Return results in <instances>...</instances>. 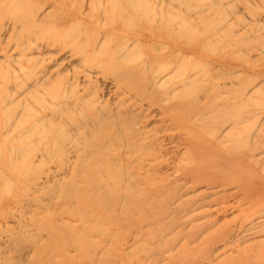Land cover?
<instances>
[{
  "label": "rangeland",
  "instance_id": "1",
  "mask_svg": "<svg viewBox=\"0 0 264 264\" xmlns=\"http://www.w3.org/2000/svg\"><path fill=\"white\" fill-rule=\"evenodd\" d=\"M126 1L0 0V264H43L44 259L51 255L43 250L45 245H54L53 251H64L72 259V264H90L88 258L84 254L77 255L72 246L69 250H62L65 242L61 243L60 240L67 239V226L70 227L69 232L74 234L70 236V245L72 241H100L105 236L97 232L99 229L110 230V238L113 239L127 238L129 242H125L124 250L119 249L120 244L116 240L107 246V263H113L112 260L120 251L127 254L148 246L145 237L133 241L134 225L119 228L115 227V221L99 224L96 233L90 234L95 221L88 223L80 217L92 211L98 214V206L92 208L87 205V194L66 199L65 194L69 189L62 187L64 182L83 188L98 183L97 179L85 183L87 169L80 163L82 159L77 162V155L84 149L71 148L69 144L66 149L70 157L63 163V159L57 155H46L48 150L45 149V143L38 137L40 132H37L36 122L42 123L38 121L39 118L47 117L45 130L48 131L50 124H53L75 137L77 132L70 125L72 122H81L82 117L95 118L98 116L97 111L108 113L120 108L132 109L138 114L148 113L142 125L147 124L148 130L158 127L159 130H150V135H157L163 148L168 150L162 158L152 161L161 166L159 172L162 174L158 173V176L169 178L171 186H174L176 177L180 178L176 184L187 189L183 191L182 200L193 202L209 196V200L214 202L213 207L201 211L214 214L211 219L217 221L213 228L197 236L200 254L189 256L180 263L172 262L170 255H177L179 245L172 253L164 249L158 260L155 259L157 249L154 252L152 249L150 253L147 251V255V252H142L124 258V264H137L143 257L145 261L143 259L142 264H151V260L154 261L152 264H160V261L161 264H169L170 261L172 264H228L226 258L237 256L246 245L256 241L264 244V0H138L142 4L138 14L130 10L125 12ZM45 3L43 8H39ZM80 11L81 15L75 14ZM146 14L157 18L161 15L166 18L178 16L181 19L185 28L184 40L189 33L194 43L190 45L181 41V46L195 49L183 54L181 70L166 69L170 67L168 55L176 50L174 42L169 40L166 46L161 42L145 40L140 31L131 29ZM78 35L79 42H74L75 39L70 42L69 36L74 38ZM83 41H94L95 47L83 46ZM204 41L212 43L215 54L202 49L201 42ZM99 52L102 53L99 59L85 58L88 54ZM113 54L117 55L118 61H109ZM153 55H165L166 60L164 63L152 64ZM123 56L127 58L121 63ZM216 60L219 62L215 63ZM116 64L137 76V72L147 64L150 67L144 80L149 79L156 88L166 86L158 89L159 95L166 92L169 96L174 93L183 96L182 127L176 129L174 122L160 115L157 107L151 108L146 102L141 104L135 90L140 80L133 77L120 81L117 77L121 71L113 72L115 67H120ZM146 95H156L151 85ZM234 96H240L237 108L225 103L226 100L234 102ZM245 101L249 104L239 106ZM163 104L170 105L168 100ZM228 111L246 116V121L238 129H232V121H228L221 131L229 134L223 143L211 139L221 151L218 155L197 151V148H204L201 137L204 135L207 139L216 125L219 124V127L224 122L214 123L212 118L223 112L231 117ZM255 111H258L257 115L253 114ZM51 113L58 114L56 120H51ZM257 135L260 139L255 141ZM192 146L196 147L195 151ZM251 152L254 154L251 155ZM240 154H243L242 157ZM241 159L255 166L253 171L256 174L253 175L259 182L255 183L252 179L254 184L250 185L251 180L245 186L235 187L227 183L239 179V171L221 170L220 173L204 167L210 162ZM150 162L144 163L148 166ZM199 166L201 169H198ZM176 169L183 172L180 174ZM189 173L194 174L195 179L198 175L197 182L192 180L195 182L192 183L183 178ZM204 179L210 180V183L224 182L226 179L227 185L207 188L202 182ZM165 200L166 196H161L158 203H164ZM158 206L157 202L150 205L152 208ZM138 213L142 214L141 211L135 214ZM205 219L209 218L196 221L194 226H187L185 233L204 224ZM56 224H62L60 235L49 238ZM241 225L246 231L244 235H248L245 246L237 248L235 253L230 251L211 257L224 245L218 241L221 236L230 229L235 228L236 232ZM149 229L151 227L145 228L148 232ZM207 232L215 233L211 234L212 244L210 241L201 242V237ZM157 241L152 239L153 245L149 246L158 247ZM85 245L88 250L95 249L91 244ZM192 246L196 247V244ZM63 259L55 257L54 261L56 264H65ZM95 264L99 262L96 260Z\"/></svg>",
  "mask_w": 264,
  "mask_h": 264
},
{
  "label": "bare ground",
  "instance_id": "2",
  "mask_svg": "<svg viewBox=\"0 0 264 264\" xmlns=\"http://www.w3.org/2000/svg\"><path fill=\"white\" fill-rule=\"evenodd\" d=\"M45 5L46 3L43 4L42 6H39V8H43ZM141 5L142 4L138 0H135L134 2H132V0H127L125 12L130 10V11H134L135 14H138L141 11V7H142ZM147 8L149 9V6H147ZM190 11H192V9H190ZM75 14L81 15V11L75 12ZM69 17H72V16H69ZM142 20H144V22ZM180 20L181 19L178 16L177 17L171 16V17L166 18V17H163V15H161L159 18H157L156 16L152 17L146 14L140 17L139 22L136 23L131 28V29H134L135 31H140L142 35L144 36L145 40H154L158 43L161 42L163 45H166V46L169 44V40L171 42H174L173 44L176 47L175 48L176 50L175 52L172 50L173 51L172 54L168 55L169 61L168 60L167 61L168 63H170V67L166 68L167 70L171 68L177 69V71L181 70L182 66L180 64V60H181V57H184L183 54L189 53L190 50L195 51V49L194 50L191 48L185 49V48H182L181 46V41L187 44H190V45L194 43H192L193 40H190L189 33L187 36H185L186 40H184V29L185 28ZM69 38H70V42L73 41L72 39H75L74 42L80 41L79 35L77 37L75 36L74 38H71V36H69ZM94 41L92 43L91 42L85 43V41H83L84 43L83 46H85L86 44L87 47L93 48L95 47ZM197 42H195V44ZM237 42L238 40H236L235 43ZM201 44H202L201 45L202 49L206 50L209 54L215 52V50H213L211 42L204 41V42H201ZM116 56H117L116 54H113L112 56H110L109 61H112V62L118 61V58ZM101 57H102L101 52L97 54L91 53L85 56L86 59L88 58L99 59ZM126 58L127 56H123L121 58L122 60L121 63L124 60H126ZM165 60H166L165 55H153L151 58V63L152 64L153 62L154 63H161V62L164 63ZM217 62H219V60H216L215 63ZM147 64L143 66L142 70L137 72L138 76L134 75L130 70L123 69V67L120 64H116V66L120 65V67L118 68L115 67V70L113 72H116V70L121 71V74L118 75L117 77V78H120V81L121 79L124 80L126 78H133V77L140 80L139 85L138 87H135L136 88L135 90H136L137 95H139L136 97H138V100L141 102V104L143 102H146L151 108L155 109L157 107L160 115H162L165 119L170 118L169 120L173 121L174 124L176 125V129H180L183 124L181 121V119H183L182 114H181V106H182L181 99L183 98V96H180L178 93H174L172 96H169L168 93L166 92L163 93L162 96L159 95L158 89L165 88L166 86L164 85V86H160V88H156L149 79L144 80L145 78L144 75L146 74V72H148V68L150 67ZM113 74H116V73H113ZM150 85L152 89L155 90V93H156L155 96L146 95V91L149 89ZM239 97L240 96H234L235 98L234 102H230V100H226L225 103L227 105L234 106V108H237L238 107L237 99ZM165 100H168L170 105L163 104ZM78 103H79V100L76 102V105H78ZM244 104L247 105L249 104V102L245 101L239 106L242 107ZM229 113H231L230 115L231 117H229L228 113L225 114L223 112L222 114L220 113L218 117L212 118L214 123H217L218 121L220 122L221 120H223L224 122L219 127H218L219 124L216 125V128L218 127L217 129L212 128L213 132L210 131L211 134L210 133L208 134L209 137L207 139L204 137V135L203 137H201V141H204L203 143L204 148H197V151L203 150L207 152V154L211 153L214 155H218L219 153H221L220 149L217 148V144L214 145L211 139L217 140V143H223L225 139L229 137V134L228 133L223 134L221 131L228 121H232V129L233 128L238 129L239 127L242 126V123L246 121L245 120L246 116L234 115L232 114V111ZM97 114L98 116H96L95 118L82 117L81 122H78V123L72 122L70 124L72 128L76 129L75 131L77 133L75 137H71L66 132H64L63 131L64 128H57L53 124H50V128L48 129V131L45 130L44 128L46 124V118H47L46 116L45 118L42 117L38 119L40 123L42 122L41 124L36 122V125L38 126L37 132H40L38 137L39 139L41 138L40 140L45 143V149L48 150V153H46V155H49V156H51L52 154L57 155L61 157V160L63 159V163H64L65 159L68 160V157H70L67 153L66 147L69 144H71V148L80 147L81 149H84V151L81 152L80 155H77V157L79 158L77 162H79L82 159L80 163H83V168L87 169V171L85 172V176H84V179L86 180L85 183L91 182L95 179L98 180V183L96 185H92V184L87 185L85 188L77 187L75 186V184H72V183L70 184L69 182H64L62 184V187L65 189L67 188L69 189V191H67V193L65 194V197L66 199H68L73 196L80 197V196H83L84 194H87L86 196L87 199H85L88 202L87 205H90L92 208L95 205L98 206L101 212L100 215H99L100 212L96 214L92 211L90 212V214H88L86 211V214L88 215L86 216L85 214H83L84 217H80L81 220L87 221L88 223L95 221L94 227L92 226L91 228L92 230L90 231V234L96 233V227H98L99 224H102V223L107 224L109 223V221L110 222L115 221L116 222L115 227H119V228L123 226L125 227L126 225L127 226L134 225L133 231H134L135 237H133V241L137 242L138 237H145L147 240L148 246L153 245L152 239L158 240L159 244H157L158 247H154V248L150 246L140 247L137 250H134L133 252L130 251L127 254H123L122 253L123 251H120V253H117L116 255L117 257H115V259L112 260L113 263H107V261L105 260L106 259L105 257L108 251L107 246L114 243L116 240L118 242V245L120 244L119 249L122 250L123 246H125V242L128 241L127 238L124 237L118 240L113 239V238H110L111 236V233L109 232L110 230L99 229L97 230V232H99L100 235L102 234L105 236V238H100V241H91L90 243L86 241L84 242V240L78 241V242L72 241V244L70 245L71 243L69 242L71 240L70 236L71 235L73 236L74 234H71L69 232L70 227L67 226L66 227L67 229L65 230H67L66 234L68 235L67 236L68 240L65 238L63 239L62 237L61 239L63 240H60L61 243L65 242V244H62V246L64 245L62 250H66V249L69 250L70 247L72 246L76 250L77 255L81 256V254H84L85 257L88 258L87 260L90 261V264H95L96 260L99 262V264H118L119 262L120 264H124L123 263L124 258H127L132 255H136L138 253H142V252L144 253L147 251H149L150 253V251L152 252V249H153V252L157 249L156 250L157 252L155 254L156 255L155 259L158 260L160 254L163 253L164 249H165V252L169 251L172 253V251L177 250L179 248V245H180V249L177 250L178 251L177 255H173V254L170 255L171 258L169 259L172 262L180 263L183 261V259L185 258L187 259V257L189 258V256L192 257V255L195 256V254L197 253L200 254V249L197 246V242H198L197 236L203 232L205 233L206 231H209L211 228L214 227V225H216V222H217V221L216 222L213 221L212 220L213 218L211 219V217H213L214 214L212 213L206 214L204 213L206 211L203 212L201 210L206 207H209V208L211 206L213 207L212 204H214V202L209 200V196L207 199L206 197L203 199L198 198L199 200L197 199V200H194L193 202L182 200V197L184 196L183 191H186L187 189L185 187L178 186L176 184L180 180V178L176 177L173 181L174 186H171L169 184L170 181H168L169 178L163 177L161 175L158 176V173L159 174L161 173L159 172L161 166L159 167V164L157 165L155 163H152V161L157 158H162L163 154H166L168 150L163 148L160 142V139L157 135L155 134L150 135V132H151L150 130H154V129L159 130L158 127H152V129L148 130L147 124L142 125V123H144L143 119L148 116V113L138 114L137 112L135 113V111H133L132 109L120 108V110L110 111L108 113H106V111H97ZM253 114L257 115L258 111L257 112L255 111ZM57 115H58L57 113H51V120H56L55 118H57ZM24 122H27V121L25 120ZM82 129L83 131L81 132ZM244 130H245V127H243V131ZM57 131H60V132L58 133ZM46 132H48V134H46ZM96 137H97V141L94 142ZM176 138H175V141L179 142V140L178 139L176 140ZM255 139H256L255 141H258V139H260V136L258 135L255 136ZM219 145H222V144H219ZM192 149L193 151H195L196 147L192 146ZM222 153L224 154L223 151ZM252 154L254 153L251 152V155ZM241 155L243 154H240L239 156ZM149 161H151L150 164L148 166L145 165L144 162L147 163ZM208 164L209 165H205L204 167L208 170H212V172L213 171L220 172L221 170H224L223 172H225V170L233 171L232 169L237 170V172L239 171L238 172L239 179L230 181L228 183L226 179L224 180V182L223 180L216 181L217 183L216 182L213 183V181L212 183H210L209 182L210 180L205 181L204 179V181L202 182L204 185L207 186V188L215 189L216 187L225 185L226 183L240 188L243 185L245 186L247 182L249 181L251 182L252 179H254L255 183L259 182V179L254 178V175L256 173L254 174L253 168L256 169L255 166L251 165L245 160H242V159L239 161L238 160H235V161L226 160L225 162H217V163L210 162ZM198 169H201L200 166ZM255 171L257 172V170ZM176 172H180L181 174L183 170L176 169ZM250 172H251L250 174L251 178L249 177ZM260 174L262 175V173ZM196 176L198 177V175ZM158 177H159V180H158ZM197 177L195 179L194 174H190V173L186 174V176H183V178H186L185 179L186 181L187 179H189L191 181L196 180V182L198 180ZM254 181L252 180L253 183L249 182L250 185L254 184ZM192 183H195V182L192 181ZM250 185L248 184L249 188H250ZM248 186L246 185V187ZM194 187H188V188H194ZM254 187L255 186H253L252 188L254 189ZM161 196H166V200L164 201V203H158V199ZM156 202L158 205H160L158 206V208L150 207L151 204H155ZM80 206L82 207L83 204H80ZM125 210L128 212H124ZM140 211L142 213L141 215L139 213L135 214L136 212H140ZM83 212L85 213V211ZM205 217H208L209 219L208 220L205 219L206 221L204 222V224L196 226L194 227L195 230L193 231L190 230L187 233H185L184 229H186L187 226L193 225L194 223H196V221L203 219ZM61 226L62 224L54 225V227L52 228L50 232L49 238H51V236L60 235L59 231L62 228ZM146 227H149V228L151 227V229H149V232L145 230ZM76 230L77 229H75V232ZM234 230L232 229L227 230L226 233L221 236V239L218 238L219 239L218 241H222L224 245L222 244V247L217 249L216 251L217 253H214L217 255L212 254L211 257L215 258L216 256L221 255L222 253H226L230 251L234 252L236 251L237 248L247 243L246 238L248 237V235L247 236L244 235L246 231L245 229H243L242 225L238 229H236V232H234ZM210 233L212 234L213 232H210ZM206 234L207 236H205ZM206 234L204 235L205 237L203 236L204 238L200 236L202 238L201 240L202 243L208 242L213 238V236L209 234V232H207ZM149 236L151 237V239L149 238ZM80 238H81V235L79 239ZM82 239H83V235H82ZM154 243H156V241ZM85 244L87 245L91 244L92 248H95V249L88 250ZM193 244H196V247L192 246ZM199 244H200V241H199ZM45 246H41V247L43 248L45 247L43 250H47V252H50L51 257L49 256L46 259H44L43 261L44 263L50 262V263L56 264V261H54V258L60 257V258H64L63 260L65 264H72V259L64 251L62 253L61 251L59 252L57 250L53 251L54 245H45ZM246 246L238 253L237 256L231 257L230 259L226 258L228 260L227 261L228 264H231V263L232 264H264V253H261V250H264V244L258 243V241H256L252 243L251 245H248L247 247ZM84 249L85 251L82 253V250ZM257 251L259 253H257ZM149 253L147 252L145 253V255ZM99 254L101 256L98 258ZM143 259L144 257L139 259L137 264H142ZM171 261L169 262V264H172ZM152 262L154 263V261L151 260V264ZM196 263H193V264H196ZM201 263H204V262H201ZM58 264H61V263H58ZM73 264H75V262H73ZM76 264H80V262H76ZM160 264H161V261H160Z\"/></svg>",
  "mask_w": 264,
  "mask_h": 264
}]
</instances>
